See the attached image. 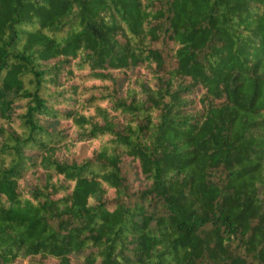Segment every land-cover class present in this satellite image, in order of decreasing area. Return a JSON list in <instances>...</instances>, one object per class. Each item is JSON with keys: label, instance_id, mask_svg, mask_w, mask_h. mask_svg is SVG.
Instances as JSON below:
<instances>
[{"label": "trees", "instance_id": "obj_1", "mask_svg": "<svg viewBox=\"0 0 264 264\" xmlns=\"http://www.w3.org/2000/svg\"><path fill=\"white\" fill-rule=\"evenodd\" d=\"M0 264H264V0H0Z\"/></svg>", "mask_w": 264, "mask_h": 264}]
</instances>
